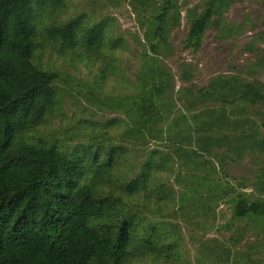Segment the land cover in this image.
Wrapping results in <instances>:
<instances>
[{
	"label": "trees",
	"instance_id": "trees-1",
	"mask_svg": "<svg viewBox=\"0 0 264 264\" xmlns=\"http://www.w3.org/2000/svg\"><path fill=\"white\" fill-rule=\"evenodd\" d=\"M46 2L0 0V264H129L145 252L160 258L157 223L138 237L142 220L139 212L126 209L125 198L144 191L148 199L149 180L157 170L169 168L173 156L153 151L140 173L124 184L125 197L116 188L102 186L113 183L112 170L123 152L120 146L102 155L101 146H81L78 153L79 149L71 151L58 143L34 144L24 139L27 131L43 122L57 94L60 75L37 61L44 49L42 37L51 43L61 41L67 48L80 44L89 61L102 59L105 49L113 52L116 46L114 41L106 46L101 24L83 30L78 19L48 25L40 32L38 23ZM59 2L52 0V6ZM216 5L211 0L203 10L189 11L188 47L201 45ZM172 10L173 26L180 23L174 0H164L148 32L151 52L143 53L135 92L112 103L124 109L128 119L124 138L141 143L163 141L172 148L173 159L184 165L192 181L186 184V193L202 194L189 199L192 203L185 215L189 208L212 213L215 202L227 199L233 201L237 219L251 218L264 225V169L250 180L256 196L241 192L239 187L245 185L231 184L222 175L229 162L264 154V132L250 115V107L264 105V84L238 74L218 75L191 92L185 110H177L165 98L174 88L173 76L160 62L161 49L169 45L166 19ZM263 66L264 57L259 60V67ZM100 70L104 81L108 68ZM206 156H213L212 161ZM170 255L169 248L163 258ZM215 256L216 264L231 261L230 248L213 238Z\"/></svg>",
	"mask_w": 264,
	"mask_h": 264
},
{
	"label": "rangeland",
	"instance_id": "rangeland-1",
	"mask_svg": "<svg viewBox=\"0 0 264 264\" xmlns=\"http://www.w3.org/2000/svg\"><path fill=\"white\" fill-rule=\"evenodd\" d=\"M209 1L174 0L180 23L173 26L171 15L175 10L166 19L169 45L161 49L160 62L173 76L174 88L166 93L165 98L174 103L177 110H185L186 100L192 97L191 92L206 86L218 75L238 74L264 84V66L259 67V60L264 57V0H214L217 1V12L201 45L188 47L185 39L190 26L189 11L203 10ZM163 2L60 0L53 7L52 0H47L38 23L40 32L48 25L73 19L80 21L82 29L101 24L105 30L106 46L111 41L116 42V46L113 52L105 49L102 59L89 61L86 49L80 44L67 48L61 41L51 43L42 37L44 49L39 52L37 61L43 67L57 71L60 77L56 82L54 106L41 124L25 133L24 139L34 144L41 141L48 145L58 143L71 151L79 149L78 153H81V146H101L102 155L110 147L120 146L123 152H119L112 170L113 183L103 182L102 186L105 189L116 188L125 197L124 184L140 173L153 151H159L160 156L175 158L172 148L163 141L141 143L133 138H124V124L128 119L124 109L113 105L118 98L135 92L143 53L146 50L151 52L148 32L155 26L154 14ZM104 68H108V78L114 84L109 93L104 92L105 80L101 81L100 69ZM250 115L261 125L263 133L264 105L250 107ZM174 116L171 115L170 120ZM110 124H115L116 128H111ZM187 151L190 152L188 148ZM173 158H170L169 168L157 170L149 180L148 199L144 191L135 197L125 198L126 209L139 212L142 220L138 237L156 222L161 233L158 244L163 251L161 256L165 258L170 248L171 255L165 259L166 264H214L213 259L217 257H213V238L230 248L231 261L224 264H264V225L260 220L237 219L232 200L215 202L212 213H196L189 208L184 214L192 203L189 199L202 194L186 193V184L192 182L191 178L184 165H179ZM205 158L212 161L213 156ZM262 169L264 154H249L242 161L229 162L222 175L231 184L245 185L244 188L239 187L241 192L256 196L258 192H254L250 180H254L256 174L261 175ZM200 188L198 185L197 189ZM186 200L188 203L183 210L181 206ZM147 254L145 252L144 256Z\"/></svg>",
	"mask_w": 264,
	"mask_h": 264
},
{
	"label": "clouds",
	"instance_id": "clouds-1",
	"mask_svg": "<svg viewBox=\"0 0 264 264\" xmlns=\"http://www.w3.org/2000/svg\"><path fill=\"white\" fill-rule=\"evenodd\" d=\"M114 87L113 81L111 78L105 80L104 92L109 93ZM129 264H166L163 257L157 258L154 254L149 253L144 257L132 258L129 261Z\"/></svg>",
	"mask_w": 264,
	"mask_h": 264
}]
</instances>
